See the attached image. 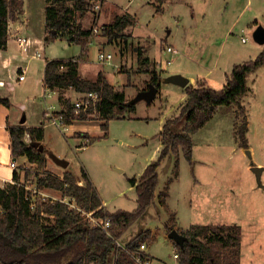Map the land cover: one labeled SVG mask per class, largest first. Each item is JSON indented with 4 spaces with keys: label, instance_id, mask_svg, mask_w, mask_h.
<instances>
[{
    "label": "rangeland",
    "instance_id": "1",
    "mask_svg": "<svg viewBox=\"0 0 264 264\" xmlns=\"http://www.w3.org/2000/svg\"><path fill=\"white\" fill-rule=\"evenodd\" d=\"M172 1L164 4L163 11H157L159 3L156 0H105L100 23L108 21L114 14L129 12L137 16V24L125 30L127 43L122 38L110 41L103 33V25L98 23L102 29L88 43L86 52L79 44L70 45L67 37H59L45 46L44 54L52 58L82 53L77 58L82 64H92L93 73L101 67L114 71L119 81L122 74L124 80L129 76L127 83L117 87L124 89L129 99L141 87H148L154 75L153 69L157 73L175 74L176 69L183 68L181 74L190 78L209 74L207 77L211 84L219 86L225 69L232 63L253 59V48H261L254 38V31L259 25L264 27V0ZM111 2L115 4L113 9L108 6ZM93 22L91 13L83 19L86 27H92ZM30 32L45 41V26H30ZM167 45L180 49V53H164ZM100 50L111 52L114 64L120 63L119 71L127 72L128 76L119 73L114 64H100L97 59ZM147 54L152 61L143 63ZM30 64L36 74L28 79V87H24L25 83L17 85L13 80L15 87L9 92L14 104L23 103L26 107L23 111L13 107L10 118L15 121L25 114L30 125L44 122L50 153L68 160V169L79 175L84 167L108 210L135 209L137 192L129 178L139 177L145 167L160 156L162 143L157 135L163 123L177 115L182 97L180 87L163 84L165 89L159 91L152 103L146 100L138 103L137 111L132 114L135 117H128L131 112H125L120 115L122 118L111 119L106 134L105 130L93 125L97 122H88L87 130L91 134L74 132L76 136L84 135L82 141L89 140L88 145L82 148L79 146L81 139L70 134L71 126L65 133V130L46 121L48 102H53L58 108L56 95L47 102L43 100V62L33 59ZM248 85L251 89L244 103L249 120V146L240 145L237 136L240 123L236 118L237 106H219L213 118L194 136L193 159L196 161L191 164L181 153L179 174L174 182H171L175 175L174 157L165 159L158 168L160 183L157 191L171 182L167 198L169 208L158 203L151 206L122 234L121 243L149 228L154 239L148 251L156 258L154 264H179V259L174 256L175 241L168 236L167 224H178L181 230L198 223L238 224L241 226V264H264V65L248 76ZM129 88L133 90L129 91ZM70 93L73 96L71 100L79 95L74 91ZM89 115L98 116L96 112ZM25 166L37 165H20L19 170ZM256 166L262 168L260 176L253 170ZM47 168L56 173L63 169L49 156ZM30 186L35 188L33 183ZM53 193L58 199L62 198L61 192ZM71 201L74 202L73 199Z\"/></svg>",
    "mask_w": 264,
    "mask_h": 264
},
{
    "label": "trees",
    "instance_id": "2",
    "mask_svg": "<svg viewBox=\"0 0 264 264\" xmlns=\"http://www.w3.org/2000/svg\"><path fill=\"white\" fill-rule=\"evenodd\" d=\"M99 1L46 0L45 40L66 36L86 52L93 26H84L83 19L90 13H96L94 8ZM156 1L159 3L157 11H163L165 0ZM22 9L23 0H0V48L8 42L10 19ZM135 23V17L129 12L119 14L109 25L103 26V33L110 41L122 38L127 43L125 30ZM149 60V57H144L143 63ZM263 65L264 48L255 58L235 64L221 89L210 87L205 80L185 86L187 98L179 113L168 118L158 134L162 143L160 156L149 163L139 177L129 178L137 192V206L133 210H108L84 169L80 175L70 169L62 175L49 171V149L40 150L34 145L44 140L43 125H9L13 157L27 155L37 166L24 168V175L20 170H14L13 181L0 186V264H136L132 252L143 244L150 245L154 239L152 231L149 228L141 230L124 243L125 247L119 245L120 237L151 206L158 203L169 208L167 197L170 183L179 174L180 155L183 153L193 163V135L213 118L217 107L237 106L236 118L240 120L237 136L240 145L249 146V120L244 96L249 91L248 76ZM78 67L76 58L47 60L45 84L52 89L73 87L79 92H99L101 100L96 113L105 130L111 119L136 111V104L127 98L125 90L110 83L104 72H99L94 80L85 79L80 76ZM152 72L151 83L160 89L163 77L154 69ZM0 101L11 105L8 98L0 97ZM64 104L65 109L60 113L64 114L68 124L96 118L89 115L94 113V107L77 113L70 99H66ZM26 134L30 136L29 142L25 139ZM173 157L174 178L157 194L160 183L158 168L165 159ZM32 183L35 188L30 186ZM45 189L60 191L62 198L43 196ZM66 197L73 199L76 207L65 201ZM88 213L109 219L111 226L108 231L93 225ZM175 227L167 224L169 232ZM177 229L187 238L183 246L174 242L179 264H241L240 225L198 223L187 229Z\"/></svg>",
    "mask_w": 264,
    "mask_h": 264
},
{
    "label": "crops",
    "instance_id": "3",
    "mask_svg": "<svg viewBox=\"0 0 264 264\" xmlns=\"http://www.w3.org/2000/svg\"><path fill=\"white\" fill-rule=\"evenodd\" d=\"M104 1L105 0H101L100 1L101 2V9L103 7ZM167 1L168 0H165V2L162 5L163 6V10L165 8L164 4H166L168 2H170V3L174 2L172 0H169L168 2ZM114 5L115 4L113 2H111L110 5H108V6L113 9ZM45 7H46V0H23L22 12L19 13V14H16L9 21V29H8L9 38H8V42H7V44H6V46L4 48H0V80H4V82H5L4 85H0V97L1 98H8L10 103H11L10 106H7V105H5L4 103H2L0 101V186H4L6 183L13 181L14 170H16V169L19 170L20 169V165H28V164H29V166L33 165V163L30 162L29 157L27 155H21V156L16 157V158L13 157L12 151H11V137H10V132L8 130V126L9 125H19V124H25L26 126H40V125H43V127L45 129L44 122H41V124H39V125L38 124H31V125L28 124V121H27L28 117L25 114H24V116L21 119L17 118L15 121L10 118L11 115H12V108L13 107L16 106L22 111H23V108L26 107L25 104H23V103H20V105L14 104V102H13V100L11 98L12 95L9 94V92L12 91V89H14V87H15L14 83L17 84V85H21V84L25 83L24 87L25 88L28 87V84H29L28 79L34 78V75L36 74V71H34L32 65L30 64L31 60H33V59H41V61L43 62V64H42V77L41 78H43L44 91L47 88V85L45 84V80H44L47 60L56 59V58H64V59L65 58H67V59L68 58H76V59H78V61H79V67H78L79 74H80L81 77H83L85 79L94 80V79L97 78L99 72H104V74L106 75V77L110 81V83H112L116 87H119V86L127 83L128 79H129V76H128L127 72L119 71L118 67H119L120 63L114 64V62H113L114 55H112V57L108 61H104V62L98 61V62L100 64H102V65H104V64H107V65L114 64V68L116 67L118 69L119 73L122 72V73L127 74L128 77H127L126 80H124L122 73H121L122 74L121 81H119L117 79V77L115 76V72L114 71L109 72V70L103 69L101 67H99L95 71V73H93V70L90 68V67H94L92 64H88L87 62L82 64L83 62L79 58H77V57L81 56L82 53L79 54V55H73L71 57H52V58H49L48 56H46L44 54L45 46L47 47L48 43L54 41L55 39H52L50 41H46L45 40L46 35H47V33H46ZM101 9H100L99 12H96L95 14L93 13L94 22L96 21V24L100 23L99 19L101 18ZM130 14H132V13H130ZM115 16L116 15L114 14L111 18H109L108 21L101 22L100 24H102L103 26L104 25H109L114 20ZM133 16L136 19V23L135 24H137V22H138L137 16H135V15H133ZM34 25L45 26V36H44V40L45 41L44 42L37 34H32L30 32V26H34ZM18 35H20V36L24 35V36L32 38L35 41L37 40L38 43L34 44V46L30 49L28 55L24 52L22 43L19 40H17V36ZM59 37H66V36H59ZM59 37H57V38H59ZM68 42H69L70 45L71 44H76V43H71L69 40H68ZM100 45H102V44H100ZM259 47L253 48L251 57L255 58L262 51V49L264 48V44H261V48H259ZM164 50H165V48L163 49V51ZM36 52H40V55H36L35 56L34 54H36ZM165 52L166 51H164V53ZM179 53H180V49H179V52L178 53H174V55L179 54ZM145 56L149 57L150 60L152 61V58H151L150 54L149 55L147 54ZM235 64H237V63H232L229 66L228 69H225L224 76L222 78V81H220V85L219 86H213L211 84V81L207 77V76H209V74L208 75H204V76L191 77V78L187 76L189 78V80H190L189 83H192V84L195 85V84H197L198 81L205 80L210 87H212L214 89H221L227 83V77L230 74V72L232 71V69H233ZM158 68L162 69L160 66H158ZM182 69L183 68L176 69L174 72L181 74V73L184 72ZM23 70H25V73H24L25 74V78L23 80H18V76L21 73H23ZM43 74H44V77H43ZM158 74H160L163 77V79H162L161 86H160V89L158 90L157 94L159 93L160 90L165 89L164 86H162L163 84H166V85L167 84L168 85L172 84V85H177V87H180L179 91H180V94H181L182 97H181V102L178 105V111L176 113V114H178L181 105L185 102V100L187 98V93L185 91V87H183L181 85H178V84H175V83H172V82H166L165 78L167 76H169L170 73H165V72H163V73L161 72L160 73V72H158ZM5 75H7V78H5ZM13 80H14V83H13ZM150 83H151V79H150V82L148 83V86L150 85ZM4 88H6V90H4ZM148 88L149 87H141L140 88L141 90H139L136 93L135 96H133V97H131L129 99L132 101L137 96V94L140 91L146 90ZM250 89H251V87L249 86V91H250ZM52 90L54 91L53 94H52V97L54 95H56V103H57L58 108L57 109L55 108V104L53 102H51V103L48 102V104L46 105V108L49 105H53V108H54L55 112H57V113H60V111L65 109L64 101L66 99H70L71 100V98L73 97L72 93L69 94V92L74 91L75 93H78L79 94L78 97L81 96V94L83 93V92L77 91L73 87L55 88V89H52ZM130 90H133V89L129 88V91ZM169 90H172V88H169ZM44 91H43V93H44ZM248 92H247V94H248ZM157 94H156V96H157ZM247 94L244 96V99L247 96ZM156 96H155V98H156ZM52 97H50V98H52ZM154 99L152 101H150V102H148V101L147 102L148 103H152L154 101ZM73 100H71V101H73ZM143 100H145V99L136 101V103H135L136 104V111H137L138 103L143 101ZM45 102H47V101H45ZM46 108H45V110H46ZM136 111L131 112V116H128V117H131V118L135 117L134 115L132 116V114H134ZM174 115H175V113H174ZM88 122H92V123L97 122V123H94L93 125H95L96 128L100 127L102 130H105V129L102 128V122L99 119H97V118L95 119V121L93 119H90V120H87V121L76 120V121H74V123L71 124L72 128L70 129V134L74 135L75 131H83L85 133L91 134L87 130V128H88V126H87L88 124L87 123ZM162 127H163V125H162ZM105 132H106V130H105ZM159 133H160V131H159ZM195 134L193 135V139H194ZM74 136H76V135H74ZM83 136L78 135L76 137L80 138L81 141H82V138H84ZM158 139L160 141V137L159 136H158ZM42 143L44 144L45 147L48 148L47 142H46V131H45V137H44V140L42 141ZM79 146H81V143H80ZM53 154H55V153L53 152ZM55 155L60 157V158H63V157H61V156H59L57 154H55ZM60 155H63L62 151H60ZM181 155H180V160H181ZM48 156L50 157V153L48 154ZM50 158L53 160L52 157H50ZM13 161L16 162V164H17L16 167H12L11 166V162H13ZM195 161L196 160L193 159V162H195ZM53 162L55 164H57L59 167L63 168L62 172H58V173L54 172V173H56L58 175H62L63 172L65 170H67L69 165H70V163H69L68 167L65 168V167L59 165L58 163H56L54 160H53ZM82 169H84L87 172V170L84 167H82ZM21 172H22V175H24V173H23L24 169H22ZM87 174H88L89 178L91 179V181L93 182L89 172H87ZM176 179H174V181ZM174 181H172V182H174ZM94 185H95V183H94ZM132 186H134L135 189H136L135 185L132 184ZM46 190L43 191L42 193L45 194V195H48L49 197L58 199V197H56V195H54L53 192H60V191L55 190V189H46ZM159 191H157V194H158ZM100 196H101V198L103 200V204L106 206V203H105L101 193H100ZM67 198L71 199L70 197H66L65 199H67ZM136 201H137V198H136ZM167 201H168V199H167ZM168 205H170L169 201H168ZM176 228H180V225L177 224ZM183 229H187V228H183ZM148 249H149V245L148 246L146 245L147 253L150 256V260H151L152 264H154V262H156V258H154V256L150 253V251H148Z\"/></svg>",
    "mask_w": 264,
    "mask_h": 264
},
{
    "label": "built area",
    "instance_id": "4",
    "mask_svg": "<svg viewBox=\"0 0 264 264\" xmlns=\"http://www.w3.org/2000/svg\"><path fill=\"white\" fill-rule=\"evenodd\" d=\"M94 9L96 10V12L100 11V9H101V2L100 1L95 5ZM94 23L95 24L92 27V32H91V35L89 37L88 43H91V40H93V38L95 36H97L102 29L101 27L99 28L97 26L96 21ZM17 40H19L22 43L23 50L27 55L29 54V51L34 46V44L38 43L37 40L35 41L32 38L24 36V35H22V36L18 35ZM243 40L245 41L246 38L243 37ZM165 51L166 52L167 51L172 52V54L179 52L178 48H176L173 45H167L165 47ZM34 55L35 56L40 55V52H36V54H34ZM111 57H112L111 52H107V51H103V50L98 51L97 59L99 61H102V62L108 61V60H110ZM169 63H171V60H169ZM24 73H25V70H23V73H21L18 76V80H23L25 78ZM4 83H5L4 80H0V85H4ZM53 92L54 91L47 86V88L45 89V91L43 93V99L45 101H47L50 97H52ZM100 100H101V96H100L99 92L88 91V92H83L81 94V96L75 98L72 101V105H73L74 111L77 113L80 112L81 110L88 111V109L91 107H94V112H97L96 106L99 104ZM45 117H46V121H48L51 124L58 126L62 130H65V133L68 132L69 126H71V124H68L65 121V116L63 113L55 112L53 105L47 106V108L45 110ZM25 139L28 142L30 141L29 134H26ZM88 142H89V140H87V139L83 140L81 142L82 148H85L88 145ZM11 166L16 167L17 166L16 162L15 161L11 162ZM65 201L69 202L72 206L76 207V203L71 201V199L70 200L65 199ZM88 216L90 217V220H91L93 225H99L107 231H108L109 227L111 226V222L109 219L101 218V217H93L91 215V213H88ZM119 245H122L123 247H125V245L120 243V242H119ZM132 255H133V259L136 262V264H152V262L150 260V256L147 253L145 244L141 245L140 248H138L134 252H132ZM174 256L176 258H179V254H178V250H177L176 246L174 249Z\"/></svg>",
    "mask_w": 264,
    "mask_h": 264
},
{
    "label": "water",
    "instance_id": "5",
    "mask_svg": "<svg viewBox=\"0 0 264 264\" xmlns=\"http://www.w3.org/2000/svg\"><path fill=\"white\" fill-rule=\"evenodd\" d=\"M254 38L258 43L264 44V27L262 25H259L255 29ZM165 81L166 82H172V83L181 85L183 87L188 85L190 82V80L187 76L180 74V73L170 74L169 76H167L165 78ZM158 90H159L158 87H156L153 83H150L149 88L146 90L140 91L137 94V96L132 100V102L136 103V101H139L142 99H145L146 101L150 102L155 98ZM34 145L36 147H39L40 150L45 149V146L42 142H35ZM248 152L250 153L249 150H248ZM50 157H52L56 163H58L59 165L65 167V168L68 167V165H69L68 160H66L64 158H60L53 153H50ZM253 170H254V172H256L258 174V176H260V173L262 171L261 167L256 166L253 168ZM168 236H169V238H171L173 241L180 244L181 246H183L184 241L187 239L186 236L184 234H182L177 228L172 229L168 233Z\"/></svg>",
    "mask_w": 264,
    "mask_h": 264
}]
</instances>
